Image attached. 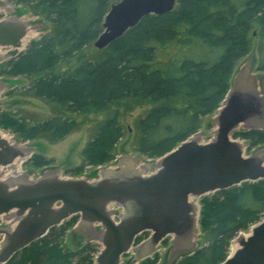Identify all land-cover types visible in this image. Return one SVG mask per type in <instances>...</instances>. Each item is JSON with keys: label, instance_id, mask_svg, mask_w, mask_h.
Wrapping results in <instances>:
<instances>
[{"label": "trees", "instance_id": "trees-1", "mask_svg": "<svg viewBox=\"0 0 264 264\" xmlns=\"http://www.w3.org/2000/svg\"><path fill=\"white\" fill-rule=\"evenodd\" d=\"M14 1L32 3L44 11L54 31L32 40L25 50L0 64V75L36 76L30 87L36 96L74 112L94 109L104 115L83 149V163L66 170L71 177L80 176L86 166L115 159L123 137L117 102L136 98L156 104L137 123L136 146L144 156L159 158L198 133L201 119L221 106L236 62L249 53L255 26L260 28L264 46V0H178L173 11L144 17L107 47L105 57L74 65L75 55L103 31L112 0ZM260 69L264 70V64ZM73 123L72 118L57 115L29 124L7 110L0 112V127L26 140L46 133L54 141L61 140ZM233 137L250 146L264 145V129H242ZM28 161L37 168L53 163L39 153ZM263 218L264 179L204 196L200 226L209 243L180 264H220L228 255L230 241ZM67 227L66 222L51 228L5 264H94L99 250L91 244L80 250L63 246ZM156 259L146 258L142 264H155Z\"/></svg>", "mask_w": 264, "mask_h": 264}, {"label": "water", "instance_id": "water-1", "mask_svg": "<svg viewBox=\"0 0 264 264\" xmlns=\"http://www.w3.org/2000/svg\"><path fill=\"white\" fill-rule=\"evenodd\" d=\"M177 2L111 3L94 45L107 48L144 17L171 12ZM0 9L9 14L0 20V48L25 50L29 32L37 25L18 15L9 0H0ZM10 58L0 52V63ZM250 73V67L245 68L234 78L213 120V139L202 142L193 135L157 158L153 173L128 157L103 169L95 180L62 177L58 169L32 179L27 173L21 175L20 164L35 150L0 131V217L5 223L0 227V264L75 215H80L75 231L88 237L85 242L102 245L94 264H124L123 256L131 250L137 259H145L170 235L175 254L194 253L199 209L193 199L264 179V148L246 155L244 141L233 137L240 128L264 129V83L260 90L258 78ZM112 204L122 209L118 221ZM144 231L151 232L149 239L135 246ZM237 242L220 264H264V219L238 236Z\"/></svg>", "mask_w": 264, "mask_h": 264}, {"label": "rangeland", "instance_id": "rangeland-1", "mask_svg": "<svg viewBox=\"0 0 264 264\" xmlns=\"http://www.w3.org/2000/svg\"><path fill=\"white\" fill-rule=\"evenodd\" d=\"M115 1L117 0H112L111 3ZM9 5L24 20L37 25L38 27L29 32L25 48H27L32 40L38 39L43 35L53 33L54 24L48 20L44 11L37 9L32 3L17 4L14 0H9ZM8 16L9 14L6 10L2 9L0 11V19L7 18ZM249 38V53L244 58L236 62L232 84L234 78L239 76L245 68L248 69L250 67V75L258 78L261 89L262 82H264V70L260 69L264 64V46L262 34L258 26L254 27ZM1 52L9 54L10 57H13L19 53V51L12 48H3L1 49ZM107 53V48L98 49L94 43H91L85 46L79 53L75 55L72 60V64L78 65L84 60L101 59L105 57ZM64 68H66V66H64ZM35 79L36 76L12 77L7 73L0 75V112L7 110L18 117L25 118L29 124H34L38 121H42L57 115L67 116L72 118L74 121L71 132L65 138L54 141L51 135L48 133L42 134L41 136H38L34 139L26 140L23 139L19 133L13 132L10 129H4L0 127V131L7 134L8 137L13 141L18 142L19 145L30 147L35 150V153L43 154L53 162L49 166L37 168L28 160L24 161L22 164H20L21 175L27 173L32 179H37L41 177L46 171L58 169L62 177H71L66 173V170L83 163V149L101 126L102 122L104 121V115L98 113L94 109H86L83 111L74 112L71 109L59 104L55 100L36 96L30 90V87ZM117 105L120 109L119 123L123 128V137L119 141L114 151L115 159L100 166H86L85 171L80 176H77V178L83 177L90 180H95L99 177L103 169L114 168L117 166L120 160L128 157H133L135 160H137L139 166H148L149 173H153L156 170L155 163L157 159L144 156L137 150L136 146L137 123L139 119L156 104L154 102L130 98L117 102ZM215 115L216 111L201 119L200 129L195 136L199 137L202 142H208L213 139L216 131V126L213 124ZM239 140L244 141L240 138ZM263 148L264 145L250 146L247 141H244V153L246 155H253ZM212 194L208 195L211 196ZM203 197L193 199V201L198 205L199 209V215L197 217L196 224L197 229L194 237V240L198 245L197 249H200L209 243L206 236L207 233L202 232V228L200 226ZM111 209L114 211L115 219L118 220V214L122 211V209L114 204L111 206ZM79 220L80 215H75L64 222L65 224L66 222L68 223V227L62 237L63 246L70 250H80L85 244L83 235L75 231ZM251 226L246 230L240 231L238 236L248 234ZM238 236L230 241L227 254H229L232 249L237 247ZM144 237L145 235L141 236V239H137L135 246L139 245ZM138 240L140 241L138 242ZM172 243V239L164 240L158 246L157 250L151 255L150 259L153 260L157 258L155 264H180V262L187 256L181 255L175 258L174 261L173 259L170 260L169 250L172 246ZM88 244H91L97 250H101L102 248V245L98 242H89ZM123 260L124 264H142L146 259H137L136 252L131 250L129 253L123 256Z\"/></svg>", "mask_w": 264, "mask_h": 264}, {"label": "flooded vegetation", "instance_id": "flooded-vegetation-1", "mask_svg": "<svg viewBox=\"0 0 264 264\" xmlns=\"http://www.w3.org/2000/svg\"><path fill=\"white\" fill-rule=\"evenodd\" d=\"M145 235V237H144V239L142 240V242H145L147 239H149V237H150V235H151V232L150 231H144L142 234H140V236H144ZM147 235V236H146ZM84 237V240L86 241L87 240V236H83ZM166 239H169V240H171L172 239V242H173V240H174V236H168ZM165 239V240H166ZM186 240H182V242L181 243H184ZM84 243H87V242H84ZM178 243H180V240L178 241ZM170 260L171 259H173V261L175 260V258H177V257H179V255H177V254H175L173 251H172V248H170ZM173 261H171V262H173Z\"/></svg>", "mask_w": 264, "mask_h": 264}]
</instances>
